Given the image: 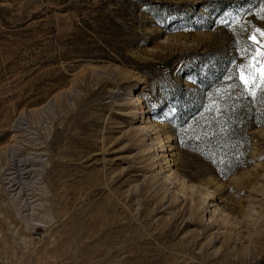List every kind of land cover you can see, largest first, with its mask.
I'll return each instance as SVG.
<instances>
[{"label": "rangeland", "instance_id": "374dc122", "mask_svg": "<svg viewBox=\"0 0 264 264\" xmlns=\"http://www.w3.org/2000/svg\"><path fill=\"white\" fill-rule=\"evenodd\" d=\"M256 29L264 0H0V264H264V125L208 144Z\"/></svg>", "mask_w": 264, "mask_h": 264}, {"label": "trees", "instance_id": "16d2710c", "mask_svg": "<svg viewBox=\"0 0 264 264\" xmlns=\"http://www.w3.org/2000/svg\"><path fill=\"white\" fill-rule=\"evenodd\" d=\"M211 77H206L203 81L202 76L198 79L199 85L205 92V96L200 98H187L186 102H181L178 106V125L185 126L190 120L199 122L205 113H207V95L214 94L216 89L225 83L223 80L225 67L221 66L216 70L210 69ZM185 90V89H184ZM186 91H182L184 96ZM182 96V97H183ZM191 97V96H190ZM249 97V98H248ZM226 102V101H225ZM224 102V103H225ZM221 103L218 111L222 110L226 113L224 126L220 129L218 124L211 127V132L208 134L213 139L210 143L209 148L213 152H219V144H236V142H241V140L247 141L248 129L254 126L264 125V113H261L255 108L256 102L252 97L247 96L242 99L240 97H235L229 99L225 104ZM195 136V134H194ZM193 139V138H192ZM235 142V143H234Z\"/></svg>", "mask_w": 264, "mask_h": 264}, {"label": "snow or ice", "instance_id": "6c2138e0", "mask_svg": "<svg viewBox=\"0 0 264 264\" xmlns=\"http://www.w3.org/2000/svg\"><path fill=\"white\" fill-rule=\"evenodd\" d=\"M256 32L259 33L261 39H257L255 33H253L249 39H251L258 47L255 49L257 56H252L253 65L259 68V75H256L251 70H242L240 81L242 85V91L245 92L248 96L256 98L259 94L261 96L262 102H264V29H256ZM249 55L246 53V56Z\"/></svg>", "mask_w": 264, "mask_h": 264}, {"label": "bare ground", "instance_id": "6f19581e", "mask_svg": "<svg viewBox=\"0 0 264 264\" xmlns=\"http://www.w3.org/2000/svg\"><path fill=\"white\" fill-rule=\"evenodd\" d=\"M134 101L135 102H137V105H142V103L140 102V101H137L136 99H135V96H134ZM155 128L156 126H155V123L153 122V121H150V125L148 126V127H141L140 128V131H145V133L144 134H146V131H148L149 129H151V128ZM154 141H155V143H153L156 147H158V148H163L164 147V145H165V142H164V139L162 138V136L161 135H158L157 134V137H155V139H154ZM151 146V145H150ZM158 148H156V152H155V154H154V158L156 157V156H158V151L159 150H157ZM153 150H154V148H153ZM152 157V158H153ZM159 161V160H158ZM154 165H155V163H154ZM160 169H161V167H160ZM159 169V170H160ZM24 174V173H23ZM70 187V186H69ZM179 191L181 192L182 190L181 189H179ZM72 192V191H71ZM73 193V192H72ZM209 194H211L210 192H207V196H209ZM212 195V194H211ZM205 196H206V194H205ZM81 222V221H80ZM82 226H83V224H82ZM73 229V228H72ZM81 230V229H80ZM77 233V232H76ZM88 235V234H87ZM75 236H76V234H75ZM89 237V236H88ZM87 237V238H88Z\"/></svg>", "mask_w": 264, "mask_h": 264}]
</instances>
